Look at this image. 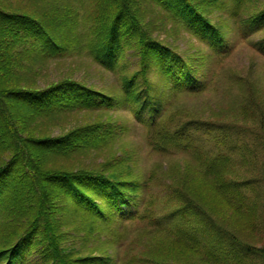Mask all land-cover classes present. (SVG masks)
Here are the masks:
<instances>
[{
	"label": "rangeland",
	"instance_id": "1",
	"mask_svg": "<svg viewBox=\"0 0 264 264\" xmlns=\"http://www.w3.org/2000/svg\"><path fill=\"white\" fill-rule=\"evenodd\" d=\"M10 1L17 4V0ZM92 2L96 0H77L70 5L77 8L78 30L84 36L96 23L91 16ZM191 2L205 10L214 22L225 25L221 29L226 39L224 50L213 49L197 33L185 29L162 4L148 0L136 5L140 6L142 15L136 24L139 32H145L150 39L190 61L202 87L190 92L168 90L165 94L161 76L155 66H150L148 81L157 83V92H163L160 94L163 109L155 120L159 133H155V127L150 130L136 120L126 106L59 112L58 118L32 122L37 132L60 137L96 121H109L111 127L106 124V130L117 135L108 145L54 161L68 170L118 167L128 177L127 171L131 172L140 183L143 198L138 204L144 217L131 221L116 218L95 224L83 221L65 227L55 241L62 254L72 249L81 256L104 255L109 264H261L256 254L229 249L227 239L215 235L209 224L219 222L249 245L258 247L264 243V118L260 112L264 111V56L253 45L261 34L243 37L238 18L231 13L236 10L233 0ZM242 4L253 5L248 1ZM244 6H239L240 19L252 10ZM138 36L135 35V42ZM87 51L84 37L80 49L72 48L63 55L43 57L45 60L39 61L29 56L19 65L9 64L8 71L26 80L24 88L30 87L29 80L43 88L68 80L96 92L118 95L121 75L131 74L130 68L134 66L131 64L127 67L129 71H124L123 66L129 61L123 58L113 69H107L94 62ZM151 56H156L154 51ZM136 57L130 56L131 62L136 63ZM188 117L211 124L207 128V123H197L188 130L193 138H190L192 151L173 147L158 151L147 143L148 135L157 144L168 136V130L186 123ZM185 136L188 137V132ZM212 161L216 171L224 169L221 179L235 184L236 201L230 193L227 195L217 185L212 186L210 180L214 178L206 171ZM175 186L184 189L207 211L213 209L208 211L211 215L204 212L205 221L198 217L190 204L195 202L185 203L186 196L179 197ZM0 237L3 239L4 234ZM37 238L40 241L33 249L32 258L46 252L45 239L40 235Z\"/></svg>",
	"mask_w": 264,
	"mask_h": 264
},
{
	"label": "trees",
	"instance_id": "2",
	"mask_svg": "<svg viewBox=\"0 0 264 264\" xmlns=\"http://www.w3.org/2000/svg\"><path fill=\"white\" fill-rule=\"evenodd\" d=\"M73 1L77 0H17V4L0 0V236L4 234L3 239L0 237V264H109L104 255L81 256L72 249L62 254L55 241L64 233L65 227L77 222L109 223L116 218L131 221L144 217L138 204L143 198L140 183L131 172L127 171L128 177L114 166L68 170L54 161L58 157L86 154L108 145L117 135L114 130V133L106 130L107 125L111 127L109 121H96L63 136L51 137L45 132H37L32 124L34 120L58 118L59 112L89 108L100 111L104 107L126 106L148 129L155 127L156 133L158 124L155 120L163 109V95L160 96L163 92H157V83L148 81L150 66H155L161 76L165 94L168 90L190 92L202 89L190 61L150 39L145 32H139L136 24L142 15L140 6L136 5L148 0L92 2L91 16L96 23L85 36L78 30L77 8L70 6ZM152 1L162 4L169 14H173L174 20L197 33L213 49L224 50L226 39L221 29L225 25L214 22L191 0ZM245 1L253 5L244 6ZM233 4L236 10L231 13L238 18L243 37L261 34L253 45L264 56V1L233 0ZM239 6L252 10L240 19ZM136 34H139V40L135 42ZM84 37L87 54L97 64L113 69L117 61L124 58L129 61L123 66L124 71H129V65L134 66L130 68L131 74L121 75L118 95L96 92L68 80L44 88L29 80L30 87L24 88L25 79L8 71L9 64L19 65L29 56L39 61L45 60L43 57L63 55L72 48L80 49ZM152 51L156 56H151ZM136 55V63L131 62L130 56L135 58ZM260 112L264 118V111ZM197 123H207V128L211 125L210 121L188 117L186 123L168 130V136L157 144L148 135L147 143L158 151L171 147L192 151V136L188 130ZM187 132L188 137L185 136ZM223 170L216 171L214 161L206 169L214 178L210 180L212 186L217 185L227 195L230 193L236 201V186L221 179ZM175 188L179 197L186 196L185 203L195 202L190 204L196 209L197 216L205 221L204 212L213 209L208 212L184 189ZM209 224L215 235L227 239L229 249L256 254L264 264V243L258 247L249 245L219 222ZM6 232L9 234L5 236ZM39 235L46 241V252L39 258H32L33 249L40 241Z\"/></svg>",
	"mask_w": 264,
	"mask_h": 264
}]
</instances>
